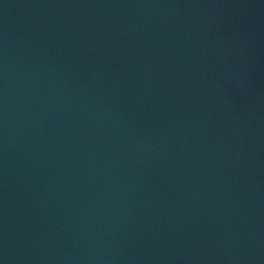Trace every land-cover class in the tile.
<instances>
[{"label":"water","instance_id":"95a60500","mask_svg":"<svg viewBox=\"0 0 264 264\" xmlns=\"http://www.w3.org/2000/svg\"><path fill=\"white\" fill-rule=\"evenodd\" d=\"M0 264H264V0H0Z\"/></svg>","mask_w":264,"mask_h":264}]
</instances>
